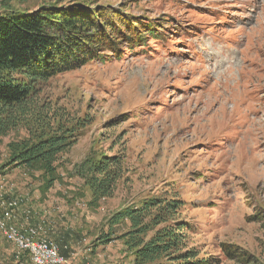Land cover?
I'll use <instances>...</instances> for the list:
<instances>
[{
    "label": "rangeland",
    "instance_id": "obj_1",
    "mask_svg": "<svg viewBox=\"0 0 264 264\" xmlns=\"http://www.w3.org/2000/svg\"><path fill=\"white\" fill-rule=\"evenodd\" d=\"M56 3H88L164 30L122 59L107 54L102 64L34 85L26 113L0 136V197L21 202L15 219L22 212L24 226L52 230L47 237L65 245L69 264H134L120 238L130 223L112 220L153 199H176L183 205L168 223H187L183 252L242 264L225 257L228 246L246 255L244 264H264V0H15L10 7L32 13ZM62 127L77 138L59 156L52 186L40 170L5 169L14 147ZM103 155L119 156L121 175L111 198L94 202L76 170ZM108 234L113 241L103 245ZM17 255L0 233L2 262L22 264Z\"/></svg>",
    "mask_w": 264,
    "mask_h": 264
},
{
    "label": "trees",
    "instance_id": "obj_2",
    "mask_svg": "<svg viewBox=\"0 0 264 264\" xmlns=\"http://www.w3.org/2000/svg\"><path fill=\"white\" fill-rule=\"evenodd\" d=\"M13 1L0 0L2 137L11 127H15L18 120L15 116L26 113L25 109L33 96L32 88L37 83L75 72L94 62L102 64L108 61L107 54L122 59L126 50L132 52L146 47L148 38L159 40V35H162L159 29L164 30L161 24L125 16L116 10L110 12L101 8H86L89 7L88 3L83 6L56 3L25 13L13 11L10 7ZM76 138L74 128L62 127L57 133L42 135L36 141H25L14 147L5 169L14 166L26 167L30 171L40 170L44 173V183L52 186L58 158L73 147ZM99 158H87L76 170V175L89 187L94 202L111 198L122 168L117 155ZM182 205L176 199L171 202L153 199L117 213L111 224L116 227L123 221H129L130 232L120 238L127 250L134 254V264H221L216 258L204 260L196 252H183L185 233L189 230L187 223L174 220L168 223ZM162 224L167 225L158 228ZM149 234L153 235L150 239ZM107 237L100 240L103 245L113 241L112 234ZM64 246L60 245L59 248L61 254L66 256ZM223 249L228 260L236 259L242 264L247 261L243 252L228 246ZM23 257L19 259L22 264H33L28 254Z\"/></svg>",
    "mask_w": 264,
    "mask_h": 264
},
{
    "label": "built area",
    "instance_id": "obj_3",
    "mask_svg": "<svg viewBox=\"0 0 264 264\" xmlns=\"http://www.w3.org/2000/svg\"><path fill=\"white\" fill-rule=\"evenodd\" d=\"M2 214L0 216V233L18 250L19 259L23 254L31 257L33 264H69L66 256H62L59 246L47 237L41 226L17 224L15 211L21 207L18 200L5 201L0 197ZM23 255V256H22ZM0 264H4L0 258Z\"/></svg>",
    "mask_w": 264,
    "mask_h": 264
},
{
    "label": "crops",
    "instance_id": "obj_4",
    "mask_svg": "<svg viewBox=\"0 0 264 264\" xmlns=\"http://www.w3.org/2000/svg\"><path fill=\"white\" fill-rule=\"evenodd\" d=\"M21 211H24V210H21ZM43 210H40V212H42ZM22 212H20V213H18L17 214V216H16V219H15V221H16V223L17 224H25V220H24V218H23V215L21 214ZM44 218V217H43ZM51 218H53L52 216L51 217H47L46 218V220H44L46 223H48V220L47 219H51ZM38 223H42L41 221L39 222L38 221ZM39 225H41V224H39ZM51 231V230H50ZM48 233V232H47ZM54 233V232H53ZM10 258V257H9ZM9 258H7V259H9Z\"/></svg>",
    "mask_w": 264,
    "mask_h": 264
},
{
    "label": "bare ground",
    "instance_id": "obj_5",
    "mask_svg": "<svg viewBox=\"0 0 264 264\" xmlns=\"http://www.w3.org/2000/svg\"><path fill=\"white\" fill-rule=\"evenodd\" d=\"M228 68V67H227ZM231 71L230 70H228L227 72H225L224 74H229ZM219 76V75H218ZM228 77V76H227Z\"/></svg>",
    "mask_w": 264,
    "mask_h": 264
}]
</instances>
